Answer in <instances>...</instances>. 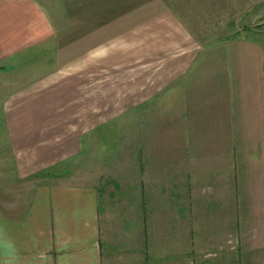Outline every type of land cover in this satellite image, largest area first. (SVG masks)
I'll use <instances>...</instances> for the list:
<instances>
[{"label": "crops", "instance_id": "crops-1", "mask_svg": "<svg viewBox=\"0 0 264 264\" xmlns=\"http://www.w3.org/2000/svg\"><path fill=\"white\" fill-rule=\"evenodd\" d=\"M259 3L244 2L239 14L245 17L224 24L219 37L199 38L179 22L171 25L176 37L154 54L162 74L154 73L153 88L139 83L141 95L154 96L155 116L166 110L170 116L155 117L138 131L134 168L123 181L133 193L131 203L124 200L128 213H111L109 200L121 206L119 184L104 181L99 165L91 166L89 182L77 175L70 165L82 154L77 141L52 157L42 150L35 158L28 136L13 133L12 113L0 99V264H177L183 227L186 264H264ZM37 10L33 0H0V77L18 73V47L24 45L18 30L28 29ZM219 239L233 240L234 247L218 248ZM196 246H202L200 255ZM211 249L218 256L203 258Z\"/></svg>", "mask_w": 264, "mask_h": 264}, {"label": "rangeland", "instance_id": "rangeland-1", "mask_svg": "<svg viewBox=\"0 0 264 264\" xmlns=\"http://www.w3.org/2000/svg\"><path fill=\"white\" fill-rule=\"evenodd\" d=\"M33 1L39 14L28 17L24 25L28 29L18 30V43L24 44L18 47L22 48L18 73L14 78L0 77L1 104L12 113L13 133L19 139L28 136L27 147L35 158L42 150L52 157L77 141L82 154L70 164L77 175L89 182L91 166L99 165L98 175L104 181L109 177L108 184H119L116 197L121 206H112L109 200L111 213H128L133 193L123 181L129 180L134 168L130 163L138 131L144 124L149 128L155 117L168 121L170 116L168 110L155 116L154 96L140 93L141 80L153 88L154 73L163 72V63H155L159 55L154 54L176 37L171 25L177 22L199 38L219 37L224 24L245 17L239 8L250 0ZM251 17L248 22L255 18ZM263 19L257 16L258 22ZM165 102L168 107L169 100ZM140 103L145 106L139 107ZM107 151L110 154L105 155ZM69 168L61 165L63 170ZM178 222L184 224L185 216L179 214ZM185 235L184 227L179 229L177 264H186ZM219 240L218 248L234 247L233 240ZM201 247L196 246L199 255ZM217 256L213 249L203 254L205 259ZM168 258L163 254V261Z\"/></svg>", "mask_w": 264, "mask_h": 264}]
</instances>
